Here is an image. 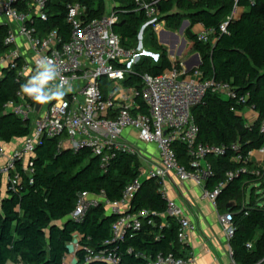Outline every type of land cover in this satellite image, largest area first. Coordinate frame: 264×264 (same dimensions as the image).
Here are the masks:
<instances>
[{
    "label": "trees",
    "instance_id": "1",
    "mask_svg": "<svg viewBox=\"0 0 264 264\" xmlns=\"http://www.w3.org/2000/svg\"><path fill=\"white\" fill-rule=\"evenodd\" d=\"M74 1L48 3V17L35 21L36 31L42 34L56 30L67 42L71 30L65 21L66 5ZM78 1L85 5L88 21L99 19L106 12L103 0ZM241 3L244 11L228 24L225 34H219L218 29L229 16L233 0H160L159 6L166 29L171 32L179 31L185 21L190 26L201 24L206 30H215L214 45L198 42L194 34L188 37L187 51L200 59L193 71L198 70L204 78L230 83L238 96L248 95L244 102H238L207 93L191 114L198 127V143L225 149L221 156L206 157L212 175L205 189L210 191L223 184L217 208L225 213L228 204L233 206L229 212L234 229L229 241L233 262L264 264V201L256 194V186L264 189V169L250 160L235 161L237 156L248 158L264 146V134L260 131L264 120V0H254L253 5ZM114 4L117 17L114 32L120 36L124 48L136 50L140 32L147 23L145 14L136 12L132 0H114ZM145 32L152 49L160 54L156 62L140 56L126 76L123 85L139 93L144 75L158 76L180 63L173 62L168 51L157 45L155 33L149 28ZM5 35L6 28L0 27V55L8 50ZM100 84L106 94L109 85L105 80ZM19 90L14 71L5 68L0 74V145L23 140L31 132L28 121L4 109L8 102L17 101ZM135 104L138 108L133 114H148L139 96ZM247 109L257 115L251 125L242 116ZM59 143L57 138H44L31 158V174L21 162H16L9 174L10 180L18 177L16 183L8 181L3 188L0 181V264L10 260L22 264H61L75 235L81 239L78 264H84L85 247L114 252L120 258L119 264H147L159 253L187 259V246L177 240L178 226L166 215L162 184L157 179L142 177L136 153L119 150L102 168L90 149L76 152L68 146L60 147ZM173 148L180 164L190 170L186 147L175 144ZM240 169L244 172H239ZM228 173L234 175L231 181L227 180ZM136 179H140V186L125 213L135 215L145 211L148 216L140 219L138 230H126L122 241L104 245L119 215L108 212L103 203L89 208L81 223L71 219L81 193L102 196L111 204L119 203L125 188Z\"/></svg>",
    "mask_w": 264,
    "mask_h": 264
},
{
    "label": "built area",
    "instance_id": "2",
    "mask_svg": "<svg viewBox=\"0 0 264 264\" xmlns=\"http://www.w3.org/2000/svg\"><path fill=\"white\" fill-rule=\"evenodd\" d=\"M103 1L105 14L91 21L86 19V7L80 1L66 5L65 21L71 33L69 40L65 42L56 30L40 34L33 26L35 21L47 19V5L52 0H0V27L6 28L4 44L8 47L0 55V74L3 68L11 69L20 86L17 101L8 102L4 109L31 125V132L23 139L22 147L0 169V181L7 177V182L10 181L12 185L16 183L17 176L9 179L16 162H21L27 173L31 174V158L44 138H57L60 147L68 146L76 152L82 148L90 149L104 168L119 150L135 153L124 142L125 132L135 131L139 141L156 147L158 165L143 178L157 179L162 184L166 215L176 222L177 240L185 245L188 234L195 230V226L189 222L183 208L166 197V180L173 174L180 182H193L202 188V199L214 208L217 207V197L224 187L220 184L213 190L205 189V184L212 175L206 157L221 156L225 149L198 143V127L191 111L207 93L238 102H244L248 95L238 96L230 83L204 78L198 70L188 74L185 63H179L158 76L144 75L140 93L135 88H125L123 83L126 76L138 62L140 55L137 50L122 46L120 36L114 32L117 24L114 0ZM132 1L136 5V12H143L147 19L141 32L147 28L156 36L163 30L170 32L161 18L160 0ZM241 1L246 5L254 4V0H233L229 16L219 26V34H225L228 24L238 19L244 11ZM191 28L198 42L215 44V30H206L201 24H195ZM154 58L158 60V56ZM44 59L49 61L57 73V77L51 82V90L55 92L59 86L65 94L59 99L37 103L21 90V86L35 74L38 63ZM170 59L173 61L175 57L170 56ZM102 80L109 85L106 94L101 89ZM138 96L148 109L147 115L139 112L133 114L138 108L135 104ZM260 131L264 134V120L260 124ZM175 144L186 147L190 170L180 164L173 148ZM232 148L236 150L237 147ZM257 153L264 159V146ZM0 156H4L1 147ZM247 160L250 158L244 159L240 155L235 159L236 162ZM239 172H244V169ZM233 176V173H228L227 180L231 181ZM139 186L140 179L132 181L125 188L122 200L114 204L104 201L102 196L81 193L70 217L74 222L81 223L89 208L103 203L111 213L119 215L112 224L110 238L104 245L120 242L126 230H138L140 219L148 216L145 211L135 215L125 213ZM217 221L229 243L234 234L232 215L225 212L218 216ZM80 240V236L75 235L68 243V251L61 264H78ZM84 250V264L120 263V258L114 252H97L87 247ZM228 254L232 259L230 247ZM147 264H193V259L159 253Z\"/></svg>",
    "mask_w": 264,
    "mask_h": 264
},
{
    "label": "crops",
    "instance_id": "3",
    "mask_svg": "<svg viewBox=\"0 0 264 264\" xmlns=\"http://www.w3.org/2000/svg\"><path fill=\"white\" fill-rule=\"evenodd\" d=\"M242 116L248 125L253 124L257 119L256 113L249 109L245 110ZM124 137L126 147L135 151L138 156L143 169L142 174L145 175L158 165L159 157L154 145L139 141L135 131H126ZM1 145L5 147L4 156H0V169L11 155L22 147L23 140H14L9 144ZM249 158L259 167L264 164V159L257 152L250 154ZM7 179L4 177L1 180L3 188ZM164 188L166 197L181 206L189 222L195 226V230L188 234L185 244L188 249L187 257L193 259V264H235L229 257V243L217 221L218 216L224 212L202 199V188L193 182H180L173 174L166 180ZM107 211L111 213V210L107 209ZM12 264L18 263L12 261Z\"/></svg>",
    "mask_w": 264,
    "mask_h": 264
},
{
    "label": "clouds",
    "instance_id": "4",
    "mask_svg": "<svg viewBox=\"0 0 264 264\" xmlns=\"http://www.w3.org/2000/svg\"><path fill=\"white\" fill-rule=\"evenodd\" d=\"M57 73L53 70L47 59L41 60L37 65L35 74L21 90L37 103H45L51 99H59L65 93L57 86V90H51V82L55 80Z\"/></svg>",
    "mask_w": 264,
    "mask_h": 264
},
{
    "label": "water",
    "instance_id": "5",
    "mask_svg": "<svg viewBox=\"0 0 264 264\" xmlns=\"http://www.w3.org/2000/svg\"><path fill=\"white\" fill-rule=\"evenodd\" d=\"M187 26H188V22L185 21L182 24V26L180 27L178 33L171 32V31L168 32V31H164V30L158 33L157 39H158L159 44L169 49L170 56L180 57L182 55V53L184 52V50L186 49L187 41L183 37V35H184V29ZM142 33L143 32L140 33V36L142 35ZM176 50H177V53L175 52ZM199 64H200V59L196 55L185 63L186 71L188 73L192 72L193 69H197ZM4 69L5 68H3L2 71ZM38 107H39V105H38ZM38 107H37V109H38ZM232 210H233V206L231 204H228L226 206V211L230 212Z\"/></svg>",
    "mask_w": 264,
    "mask_h": 264
},
{
    "label": "rangeland",
    "instance_id": "6",
    "mask_svg": "<svg viewBox=\"0 0 264 264\" xmlns=\"http://www.w3.org/2000/svg\"><path fill=\"white\" fill-rule=\"evenodd\" d=\"M56 1L57 0H52V2H56ZM176 33H178V31ZM191 34H194V31H193V29L191 28V26L188 23V26L184 29V35H183V37L187 40V42H188V37ZM156 43H157V45L159 47H162L163 49H166L168 51V53H169V49L166 48V47H164V46H162V45H160L159 42H158V39H157V42ZM135 48L138 51V54L140 56H148V57H150L155 62H156V60H155L154 57L159 56V54H160L159 52H157L154 49H152L151 44H150V40H149V36H148V33L147 32H145L141 36L139 35V38H138V41H137V44H136V47ZM175 52L177 53V50ZM192 56L193 55H191V53L189 51H187V48H186L180 57L174 56L175 59L173 60V62L179 60L180 63H186L188 60H190L192 58ZM222 98L225 99V100H227L226 97H222ZM0 146L4 150V147L5 146L4 145H0ZM261 168L264 169V164L261 166ZM142 175L144 176V174H142ZM256 188H257L256 189V194H258L263 199V201H264V189H261L258 186H256ZM249 193H250V190L248 191V194ZM8 264H12V261L10 260L8 262ZM18 264H22V263L21 262H18Z\"/></svg>",
    "mask_w": 264,
    "mask_h": 264
}]
</instances>
